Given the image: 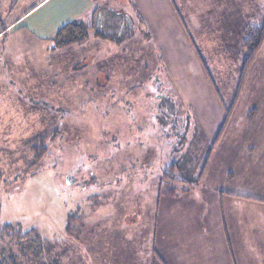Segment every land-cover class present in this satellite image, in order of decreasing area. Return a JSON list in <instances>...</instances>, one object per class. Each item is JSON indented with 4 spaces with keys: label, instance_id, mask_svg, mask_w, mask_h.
I'll use <instances>...</instances> for the list:
<instances>
[{
    "label": "rangeland",
    "instance_id": "rangeland-1",
    "mask_svg": "<svg viewBox=\"0 0 264 264\" xmlns=\"http://www.w3.org/2000/svg\"><path fill=\"white\" fill-rule=\"evenodd\" d=\"M17 1L0 0V27ZM93 1L102 15L85 18L93 26L77 62L50 74L59 79L0 60V230L32 231H0V263L171 264L158 249L163 223L183 264H212L206 239L192 237L197 191L181 188L264 192V42L246 66L242 47L264 0ZM48 47L36 57L45 69ZM172 162L184 183L165 196Z\"/></svg>",
    "mask_w": 264,
    "mask_h": 264
},
{
    "label": "crops",
    "instance_id": "crops-1",
    "mask_svg": "<svg viewBox=\"0 0 264 264\" xmlns=\"http://www.w3.org/2000/svg\"><path fill=\"white\" fill-rule=\"evenodd\" d=\"M93 3V0H18L14 9L12 8L15 13L8 16L6 23L0 27V41L10 36L17 39V35L20 36L21 41H6L7 44L0 45V60L6 59L5 61L14 65V73L23 70L25 73L30 72L29 75L33 72L43 76L39 79H59L50 74L59 73L64 66L70 69V64L77 62L75 56L78 55V49L75 47L77 44L57 47L53 41V35L71 20L81 18L85 21L88 14L92 15L95 10ZM101 15V13L97 14V16ZM47 43L49 47L45 55L46 63L45 61L44 63L50 67L45 69L36 57L39 49ZM26 62L30 66H26ZM61 76L63 81L69 79L70 75L61 73ZM2 81H5L3 77L0 78L1 87L4 86ZM198 187L188 194L197 191L196 198H192L194 193L191 195L189 207L195 213L193 222L195 225L196 221L198 229L196 233H192V237H195L196 241L204 237L207 242L206 249L201 252H205L207 258H212V264H264L263 188H259L261 192L241 191V188H238L237 194L248 197L243 199L219 194V190ZM188 194L177 197L174 199L175 202L163 201L164 204L159 209V213H166L168 208L171 210L178 199ZM164 206L168 207L163 208ZM197 215L200 219L196 218ZM160 230L158 232L160 254L171 264H183L180 257L184 258V256L182 252L177 251L183 246L182 243L178 240L172 243L171 235L163 231V223Z\"/></svg>",
    "mask_w": 264,
    "mask_h": 264
},
{
    "label": "trees",
    "instance_id": "trees-1",
    "mask_svg": "<svg viewBox=\"0 0 264 264\" xmlns=\"http://www.w3.org/2000/svg\"><path fill=\"white\" fill-rule=\"evenodd\" d=\"M98 14V11L94 10L92 12L91 16H95ZM92 20V19H91ZM130 21L127 19V25L128 28L130 26ZM93 24V21H92ZM93 25H86L85 21L81 18L71 20L61 26L53 35V41L57 47H62L70 44H76L80 41H83L87 35V31L89 28H91ZM244 38L242 40V47L244 49L246 59H245V66L251 62V60L254 59L255 55L260 50L263 42H264V20L260 24L257 25H248L245 26L243 30ZM217 138L214 140L212 145L215 144ZM211 145V148H212ZM31 150L33 152V158L35 161L39 160L41 156L44 154L46 150L45 140L41 139L38 143H35L34 146L31 147ZM210 154V153H209ZM209 154L207 157V160L209 158ZM177 168L176 164L174 162L170 163L164 168L163 176L166 178L168 183L164 184L163 192L165 196H175L176 195V187L170 183L172 180H177L178 182L184 183L180 179H177L175 177V169ZM3 181V174L0 167V188ZM187 186H183L181 188V193L188 192L192 188H195V186H198L199 182H187ZM2 233L6 234L8 237L16 236L18 239H25L31 236L32 231H27L25 233H21L19 231H16L11 225L6 224L1 227L0 230ZM2 264V263H0Z\"/></svg>",
    "mask_w": 264,
    "mask_h": 264
},
{
    "label": "water",
    "instance_id": "water-1",
    "mask_svg": "<svg viewBox=\"0 0 264 264\" xmlns=\"http://www.w3.org/2000/svg\"><path fill=\"white\" fill-rule=\"evenodd\" d=\"M130 23V22H129Z\"/></svg>",
    "mask_w": 264,
    "mask_h": 264
}]
</instances>
